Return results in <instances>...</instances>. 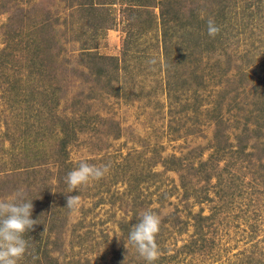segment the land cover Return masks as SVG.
<instances>
[{"label":"rangeland","instance_id":"1","mask_svg":"<svg viewBox=\"0 0 264 264\" xmlns=\"http://www.w3.org/2000/svg\"><path fill=\"white\" fill-rule=\"evenodd\" d=\"M84 1L0 0V200L36 220L18 264H147V210L154 264H264V25L187 43L156 7ZM80 160L107 171L69 192Z\"/></svg>","mask_w":264,"mask_h":264},{"label":"clouds","instance_id":"2","mask_svg":"<svg viewBox=\"0 0 264 264\" xmlns=\"http://www.w3.org/2000/svg\"><path fill=\"white\" fill-rule=\"evenodd\" d=\"M219 27L214 19L207 20V33L215 36ZM150 63L154 61H149ZM107 165L97 167L80 160L77 167L68 172L66 183L70 191L77 190L90 180L100 179L107 171ZM33 199H26L22 191H17L8 199L0 200V264H18L25 255L29 241L25 233L33 228L36 220L32 218ZM79 201L76 195L67 197V205L75 207ZM161 225V217L151 210L145 211L138 221L133 224L128 234L129 243L135 247L137 253L147 264H154L158 259L159 247L157 234Z\"/></svg>","mask_w":264,"mask_h":264},{"label":"trees","instance_id":"3","mask_svg":"<svg viewBox=\"0 0 264 264\" xmlns=\"http://www.w3.org/2000/svg\"><path fill=\"white\" fill-rule=\"evenodd\" d=\"M89 1L91 0L84 1V3L90 4ZM121 1L126 2L129 5L130 11L134 13L140 11V9L158 8L157 18L162 34L164 35L167 33L168 30L172 32L173 29L177 34V37H181L183 40L187 41V43L190 42V34L194 33V28L199 30V33L201 34L207 32L204 28L207 26V20L209 18L214 19L215 24L219 27V32L217 34L222 33L224 30L225 33H223L225 38H229L230 35H233V29H237V31L241 29L243 31L249 26L252 27L250 31L253 33L254 28L264 25V0H206L208 4L212 6L206 7L207 10L205 8L200 9L201 5L204 4L202 0L201 5L200 0H194L188 5L181 0ZM108 3H114V0L108 1ZM171 3H175L177 7L171 6ZM202 12L205 14H201ZM126 43L128 42L126 41ZM224 46H221L219 49L225 51L226 48L222 49ZM201 50L202 48L200 51ZM163 53H165V46ZM256 129L258 130L259 127ZM166 160L167 159H163L161 161L165 167ZM175 162L177 163V166L174 167L169 165L168 168L180 170L182 167L183 169H189L186 167V162H184L182 158L175 159ZM197 170H195L193 174H195Z\"/></svg>","mask_w":264,"mask_h":264}]
</instances>
